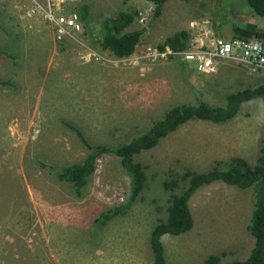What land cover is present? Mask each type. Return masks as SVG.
I'll use <instances>...</instances> for the list:
<instances>
[{
    "label": "rangeland",
    "instance_id": "rangeland-1",
    "mask_svg": "<svg viewBox=\"0 0 264 264\" xmlns=\"http://www.w3.org/2000/svg\"><path fill=\"white\" fill-rule=\"evenodd\" d=\"M227 1L167 0L159 17L150 16L145 24L134 18L129 30L142 34L131 52L156 47L200 18L210 19L223 39L232 37V26L264 28V18L252 16L244 0H231L232 12L223 18L224 9L215 7ZM63 5L64 12L80 15L84 29L78 41L97 51L99 62L82 63L77 45L55 43L38 18H24L0 0V81L14 84L0 87V264H151L149 230L164 218L169 196L177 192L165 190L163 181L217 163L222 169L220 162L230 158L253 165L264 123L262 98L241 104L224 124L187 121L135 156L145 186L123 215L111 218L102 212L123 204L129 194L117 158L100 156L79 195L57 180V169L85 155L76 131L95 145L125 143L168 107L193 103L195 97L219 105L226 94L264 82V71L248 74L218 63L211 74H199L177 58L128 64L127 56L100 49L98 25L105 16L153 9L150 3L65 0ZM250 205L249 189L221 182L199 189L188 203L191 229L160 238L165 264H204L208 255L220 263L243 259L253 242L245 230Z\"/></svg>",
    "mask_w": 264,
    "mask_h": 264
},
{
    "label": "trees",
    "instance_id": "trees-1",
    "mask_svg": "<svg viewBox=\"0 0 264 264\" xmlns=\"http://www.w3.org/2000/svg\"><path fill=\"white\" fill-rule=\"evenodd\" d=\"M145 1L153 6L151 16L155 19L160 16L163 5L167 0ZM244 3L247 11L252 16L258 19L264 18V0H244ZM232 4L231 0L222 2L215 9H224L220 13L224 18L225 14L232 12ZM83 12L82 15H85ZM135 15L136 13L133 11L131 13H116L113 15L114 17L105 16L98 25L100 49L108 51L115 56L129 55L142 34V30H129ZM231 33L232 38L240 40L254 38L264 44V28H260L253 23H247L243 26H232ZM186 40L187 35L181 30L173 33L162 43L157 44L156 48L158 51H162L164 46H168L173 52L181 51L185 48ZM13 85L10 81H0V87L13 88ZM259 97L262 98L264 105V82L251 88H244L226 94L219 105H211L195 97L193 103L185 102L168 107L151 122L148 129L130 137L128 142L119 143L115 146L91 144L86 142L79 132L76 131L85 148V155L79 162L57 169V180L70 184L73 192L79 195L80 190L94 172L95 162L100 156L117 158L119 166L128 178V199L110 211L102 212V215H107L108 218L123 215L129 209L130 202L138 198L145 186L144 170L141 164L135 162V156L155 147L159 140L187 121L196 120L218 125L224 124L238 113L241 104L252 98ZM63 124L75 130L69 123L63 122ZM220 165H222V169H218L217 163L215 168L208 171L194 172L186 170L180 176V179L163 181L162 187L165 190L174 189L177 192L170 194L165 207L164 218L158 220L149 230L148 246L152 256L151 264H165L160 238L163 235L178 236L191 229L193 220L188 206L190 198L202 187L209 186L215 182H221L238 190H250L251 205L245 230L253 242L243 259L220 263L218 256L208 255L203 263L264 264V123L261 127L253 165L250 166L239 158H230L226 162H220Z\"/></svg>",
    "mask_w": 264,
    "mask_h": 264
},
{
    "label": "built area",
    "instance_id": "built-area-1",
    "mask_svg": "<svg viewBox=\"0 0 264 264\" xmlns=\"http://www.w3.org/2000/svg\"><path fill=\"white\" fill-rule=\"evenodd\" d=\"M1 1L10 5L11 9L21 10L24 18H38L50 29L52 40L55 43L77 45L79 47L77 59L82 63L99 62L102 59L97 51L88 48L80 40L78 41L83 34L84 23L78 12H64L63 3L65 0ZM68 1L74 2V0ZM151 10L147 9L144 13H137L138 24L146 22ZM211 24L210 19L206 18L189 21L185 31L187 35L185 48L181 51L173 52L168 46H164L162 51H158L156 47L141 46L139 50L134 48L133 52L124 58V62L143 65L145 62L177 58L181 62L193 64L195 70L201 74H211L218 63L234 64L250 74L264 71V44L262 42L254 38L247 40L223 39L217 36L214 27L211 28Z\"/></svg>",
    "mask_w": 264,
    "mask_h": 264
},
{
    "label": "clouds",
    "instance_id": "clouds-1",
    "mask_svg": "<svg viewBox=\"0 0 264 264\" xmlns=\"http://www.w3.org/2000/svg\"><path fill=\"white\" fill-rule=\"evenodd\" d=\"M147 9H149V7H148ZM147 9H146V10H147ZM146 10H143V11H137V12H136V15H135V17H136V22H137V13H138V12H143V13H144ZM152 12H153V9L151 10V12L148 13V18H147V20H148L149 17L152 15ZM135 17H134V18H135ZM147 20H146V21H147ZM145 23H146V22H145ZM145 23H144V24H145ZM137 24H138V22H137ZM212 25H213V27L215 26L214 24H212ZM214 29H215V27H214ZM184 32H185V31H184ZM185 33H186V32H185ZM231 38H232V37H231ZM136 45H137V44H136ZM136 45H135V46H136ZM135 46H134V47H135ZM192 65H193V64H192ZM193 68H194V70H195L194 65H193ZM199 74H201V73H199Z\"/></svg>",
    "mask_w": 264,
    "mask_h": 264
},
{
    "label": "crops",
    "instance_id": "crops-1",
    "mask_svg": "<svg viewBox=\"0 0 264 264\" xmlns=\"http://www.w3.org/2000/svg\"><path fill=\"white\" fill-rule=\"evenodd\" d=\"M248 73V72H247ZM248 74H250V73H248Z\"/></svg>",
    "mask_w": 264,
    "mask_h": 264
}]
</instances>
